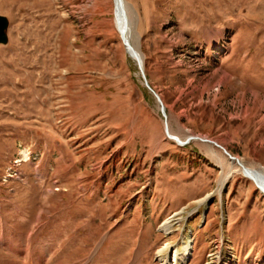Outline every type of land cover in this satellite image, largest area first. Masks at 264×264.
Returning a JSON list of instances; mask_svg holds the SVG:
<instances>
[{
	"label": "rangeland",
	"instance_id": "rangeland-1",
	"mask_svg": "<svg viewBox=\"0 0 264 264\" xmlns=\"http://www.w3.org/2000/svg\"><path fill=\"white\" fill-rule=\"evenodd\" d=\"M122 1L165 118L117 0H0V264H264V0Z\"/></svg>",
	"mask_w": 264,
	"mask_h": 264
},
{
	"label": "bare ground",
	"instance_id": "bare-ground-1",
	"mask_svg": "<svg viewBox=\"0 0 264 264\" xmlns=\"http://www.w3.org/2000/svg\"><path fill=\"white\" fill-rule=\"evenodd\" d=\"M115 3H116V0L114 2V8L116 9ZM127 10H128V8L123 3V1L122 0H117L116 28H117V31L120 34V37L122 36L124 38V40L127 42V45L129 46V48L125 47V45L123 44L124 48H125V51L128 54V56L130 58H132L134 61H136L135 57H134L136 55V57L139 59V61L142 64V57L140 56L138 51L129 43L130 28H129V25H128L127 21H126V16H125L126 13H127ZM165 128H166V132L168 131L167 133H168L169 136H174V137L179 139V137L173 135L170 132L168 126H166ZM169 139H171V138H169ZM203 139H206V138H203ZM206 141H208V140H205V142ZM208 142L212 143L211 141H208ZM237 159H238L239 162H241L239 160V158H237ZM234 161H236V160H234ZM243 166L245 167L244 169L240 167L241 173H243V175L246 178H248L251 181H253V183L256 184L258 186V188L262 190L261 192L264 194V171H260V170L259 171H254L252 169H248L245 165H243ZM225 181H226V178H222L220 180L219 188H218L219 192H220V189L224 186ZM206 200H208V196H205L204 198L198 200V203H204ZM172 221L173 220L167 218V219H165L164 221H162L159 224L158 228L160 230L164 231L166 234H169L171 229H172V226H173V222ZM190 249H191V246H190L189 243H186V245H183L181 249H176L175 248V250H174V248L171 247L170 244L166 245L165 247H161L158 250V252H157L158 254H160L159 256H161L162 255L161 253L164 252L165 250L168 251V253L166 255H164V256L162 255L160 257V264H179V263H181L183 261H187V259L189 257V254H190V252H189Z\"/></svg>",
	"mask_w": 264,
	"mask_h": 264
},
{
	"label": "water",
	"instance_id": "water-1",
	"mask_svg": "<svg viewBox=\"0 0 264 264\" xmlns=\"http://www.w3.org/2000/svg\"><path fill=\"white\" fill-rule=\"evenodd\" d=\"M115 2V0H114ZM8 27V19L7 17H5L4 15H0V44H6L8 42V36L6 34V29ZM121 40L123 42V44L125 45V47H128L129 46L127 45V42L124 40V38L121 36ZM135 55V54H134ZM135 57V62H136V65L138 67V70H139V73L141 74L142 76V80H143V84L144 86L146 87V89L158 100L159 104H160V108H161V113H162V116L165 118V112H164V108L162 106V103L160 101V98L159 96L157 95V93L150 87L148 81L146 80L144 74H143V69H142V64L141 62L139 61V59L136 57V55L134 56ZM167 136L171 139H174L176 143H178L179 145H186L191 139L195 138L193 136H188L186 139L184 140H179L178 138L174 137V136H169L168 133L166 132ZM209 141V140H208ZM222 148V147H221ZM224 153L226 155L229 156V158L231 160H236L237 164L241 167V168H245L243 166V164L241 162L238 161V159L234 156H232L231 154H229L227 152L226 149L222 148Z\"/></svg>",
	"mask_w": 264,
	"mask_h": 264
}]
</instances>
